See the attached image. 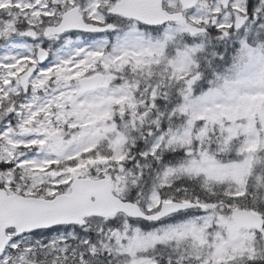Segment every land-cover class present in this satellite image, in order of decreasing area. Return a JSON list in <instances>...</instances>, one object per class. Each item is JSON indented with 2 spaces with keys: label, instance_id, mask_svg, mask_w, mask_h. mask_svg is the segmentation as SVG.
<instances>
[{
  "label": "snow or ice",
  "instance_id": "snow-or-ice-1",
  "mask_svg": "<svg viewBox=\"0 0 264 264\" xmlns=\"http://www.w3.org/2000/svg\"><path fill=\"white\" fill-rule=\"evenodd\" d=\"M0 264H264V0H0Z\"/></svg>",
  "mask_w": 264,
  "mask_h": 264
}]
</instances>
